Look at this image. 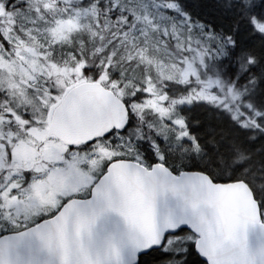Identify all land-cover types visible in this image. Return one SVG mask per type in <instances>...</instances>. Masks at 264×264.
Returning <instances> with one entry per match:
<instances>
[{"label": "rangeland", "instance_id": "obj_1", "mask_svg": "<svg viewBox=\"0 0 264 264\" xmlns=\"http://www.w3.org/2000/svg\"><path fill=\"white\" fill-rule=\"evenodd\" d=\"M75 1L34 0L27 11H10L6 0H0V18L7 21L2 32L14 46L9 55L0 45V235L51 216L69 197L87 196L106 163L118 157L116 154L125 155L120 148H105L99 139L70 149L49 131L51 112L62 96L59 94L83 80L80 66H67L73 36L86 29L90 34L88 11L76 6ZM162 1H119L124 16L130 14L138 21L122 38L126 46L123 55L127 54L130 64L121 74L129 79L128 85L140 86L139 98L144 100L134 106L135 110L156 114L153 130L174 149L179 144L178 133H185L177 106L189 102L184 96L162 92L158 87L160 80L184 82L190 76L202 79V74H208L203 68L213 51L209 42L204 43L209 52L201 41L194 40L196 46L191 40L184 43L178 31L172 29L168 15L161 12ZM177 7L174 9L182 15ZM57 58L65 65H58ZM105 75L98 81L110 85ZM51 76L56 78V88L46 85ZM200 85L205 100L227 109L238 107L232 88L220 92V76L208 74ZM138 112L135 114L142 119ZM231 113L241 115L236 110ZM163 118L170 123L161 122ZM147 125L151 126L148 122ZM169 153L178 154L179 162L186 160L185 152ZM192 239L189 234H171L161 248L176 251Z\"/></svg>", "mask_w": 264, "mask_h": 264}, {"label": "water", "instance_id": "obj_2", "mask_svg": "<svg viewBox=\"0 0 264 264\" xmlns=\"http://www.w3.org/2000/svg\"><path fill=\"white\" fill-rule=\"evenodd\" d=\"M127 114L111 90L83 81L54 107L49 131L66 145L88 143L122 131ZM180 229L197 236L195 249L206 264H264V222L245 181L123 159L107 165L88 197L1 235L0 264H139Z\"/></svg>", "mask_w": 264, "mask_h": 264}, {"label": "trees", "instance_id": "obj_3", "mask_svg": "<svg viewBox=\"0 0 264 264\" xmlns=\"http://www.w3.org/2000/svg\"><path fill=\"white\" fill-rule=\"evenodd\" d=\"M32 1L34 0H6V8L10 11H27ZM119 1H75L76 6H83L88 11L90 34L86 33V29L73 36V45L68 52L71 58L67 66H80L81 76L85 79H99L107 74L105 76L109 80L122 82L121 71L130 64L127 54L123 55L126 46L122 38L138 25V21L130 14L124 16L125 12ZM171 5L178 6L183 14L176 12ZM159 6L161 12L168 15L174 26L172 29L178 31L184 43L189 40L192 46H196L193 44L194 40L201 41L202 44L212 43L209 48L213 51V56L207 58V65L203 69L209 77L220 76L221 93L232 88L237 95L238 107L227 109L202 98L204 96L200 91L203 86L200 81L208 75L206 73L201 75L202 79L198 77L199 80H196L195 76H190L184 82L164 78L159 84V87L163 86L162 90L171 96H184L189 102L177 106L185 121V135L183 138L179 137L178 147L175 148H185L186 160L179 162V157L170 155L164 149L153 148L152 151L154 132L150 130L154 123L150 114H141L143 118L138 125V134H134L133 128L129 129L131 120L129 121L120 136L123 151L133 155L135 147L146 146L150 157L162 160L174 172L186 168L205 172L214 181L243 180L253 191L263 217L264 0H163ZM4 20L0 18V45L11 55L14 46L2 32L4 22H7ZM203 48L208 50L206 45ZM56 60L58 65H65L61 58ZM48 82L46 85L56 88L55 76H51ZM218 88L219 86L215 91ZM64 89L59 96L63 95ZM199 97L206 102L200 101ZM234 110L241 115L234 116L231 113ZM136 112L138 111L133 109L129 118L137 116ZM110 142V149H116L118 140L111 138ZM2 170L3 167L0 175L3 174ZM4 170H7V166H4ZM186 234L193 238L192 241L187 240L176 251L162 248L151 250L140 257L139 264H206L195 250L193 233L180 229L172 235L178 237Z\"/></svg>", "mask_w": 264, "mask_h": 264}, {"label": "flooded vegetation", "instance_id": "obj_4", "mask_svg": "<svg viewBox=\"0 0 264 264\" xmlns=\"http://www.w3.org/2000/svg\"><path fill=\"white\" fill-rule=\"evenodd\" d=\"M125 78H127V77H124V76L121 77L122 82H120V81L115 82V80H110L109 82L111 84L108 87L130 108L131 106L134 107L135 105L142 103V101L144 99L139 98V90H138V89H140V88H138V87H140L139 84L137 86L128 85L127 80H129V79L127 78L125 80ZM162 89H163V86L160 87V90H162ZM162 91L165 92L164 90H162ZM199 100L206 102L204 99H202L200 97H199ZM129 115H130V112H129L128 117H127V125L129 124V121L131 120V125H130L129 129L133 128L134 134L135 133L138 134L140 131V129L138 128V125H139V123H141L140 121L142 119L138 118V116H135V115H133L132 119H130ZM163 121L165 123H170V122L166 121L164 118L161 120V122H163ZM143 122L146 123L145 120H143ZM184 123H185V121H184ZM152 130H153V128L150 131H152ZM153 132H154L153 142H151L152 151L154 148V150L164 149L167 153H169V151H176V152L182 151V152L186 153L185 149L184 150H182V149H176L175 150V149H173V147H168L167 141L162 139L159 136V133L155 132L154 130H153ZM122 134H123V132H117L115 130L111 131L108 135L101 138V140L105 141V143H106L105 146L104 145L103 146L105 148H111L112 144H111L110 140H111V138H114L115 140H118V144H116V149L121 148L123 150V148H122L123 143L120 140L121 139L120 136ZM182 135H184V133H182ZM161 140H163L164 142H162ZM116 149H112V150L115 151ZM148 151L149 150L147 149L146 146H137V147H135V151H134L133 155L131 153H125V155L116 154V155H118V157H114L111 160H109L108 162H110L112 160H116V159H129V160H134L136 162H139V163H141L147 167L151 166L153 163H155L157 161L163 162L162 160H155V158L150 157L148 154ZM169 154L173 155L171 153H169ZM173 156H175V157L177 156L180 158V156L178 154H174ZM261 220H264V216L261 217Z\"/></svg>", "mask_w": 264, "mask_h": 264}]
</instances>
